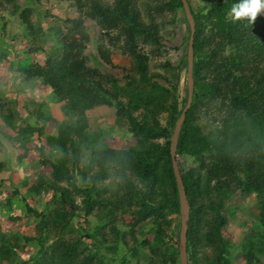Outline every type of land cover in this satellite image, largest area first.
<instances>
[{
    "label": "rangeland",
    "instance_id": "rangeland-1",
    "mask_svg": "<svg viewBox=\"0 0 264 264\" xmlns=\"http://www.w3.org/2000/svg\"><path fill=\"white\" fill-rule=\"evenodd\" d=\"M189 1L203 25L205 52L211 56L203 65L201 82L221 89L220 95L200 100L194 110V125L211 142L216 138L229 141L239 129L248 131L251 142L252 135L264 134L258 128L264 126V119L236 106L231 90L238 89L239 84L229 73L223 74L228 80H221L220 75L229 66L225 65L227 58L236 53L230 46L219 45L221 20L233 19L226 12L228 3ZM96 2L118 16L125 5L133 7L147 33L133 37L122 17L113 22L89 16ZM255 16L256 22L264 26V0ZM75 22H82L89 39L80 56L73 52L71 58L84 60L92 82L103 80L105 88L122 91L113 95L112 104L86 110L84 118L73 115L71 100H59L42 79L28 80L30 72L47 69L59 59L64 39L80 40L82 34L73 29ZM189 46L190 29L184 11L176 8L173 0H0V252L12 248L10 254L6 252V259L0 257V264H172L177 242L180 251L183 214L173 213L169 206L174 198L171 189L159 191L155 205L160 210L144 218L139 192L149 191L150 185L117 163L108 165L105 173L97 160L92 161L85 153L86 147L74 132L77 126L86 125L90 137L103 142L98 143L101 147L122 149L145 138L134 130L148 114L152 115L150 111L164 128L169 127L167 108L135 110L128 103L147 81H143L139 70L140 60L144 59L148 88L155 91V101L171 95L179 79L181 106L189 91L184 63ZM180 65L184 67L179 76ZM254 69L245 70L251 84ZM168 140L167 135L154 136L145 138V145L165 146ZM247 152L237 151L218 162V153L212 151L201 159L187 156L178 162L185 172L197 176L199 231L208 233L215 208L224 206L229 264H264V171L256 170L258 174L251 170L254 163L245 156ZM223 160L227 161L220 164ZM58 168L65 175L61 180L54 174ZM249 182L258 185L263 194L245 193ZM59 188L68 190L75 216L64 204L56 190ZM88 189L95 191L94 205L89 210ZM162 212L163 218L159 215ZM64 217L66 223L61 225ZM155 220L162 222V240L156 239ZM54 221L60 225L55 227ZM253 242L257 246L249 247ZM258 248L260 255L256 254ZM250 252L253 255L249 261L245 254ZM207 254H213L211 247L198 248V264H209L204 260Z\"/></svg>",
    "mask_w": 264,
    "mask_h": 264
},
{
    "label": "trees",
    "instance_id": "trees-1",
    "mask_svg": "<svg viewBox=\"0 0 264 264\" xmlns=\"http://www.w3.org/2000/svg\"><path fill=\"white\" fill-rule=\"evenodd\" d=\"M241 0H226V12H231L233 5L240 3ZM176 8H181L184 11L185 21L190 29V39L192 36V29L188 21L187 15L185 13V8L183 0H173ZM191 13L195 20V34H194V69L193 76L195 82L194 89V100L190 110L187 112V116L182 126V130L179 136L178 148H177V161L180 162L182 158L187 156H194L197 159H201L206 153H211L215 151L218 153V162L222 157L225 159L228 156H233L237 151L248 152L245 156H250V161L254 163L251 170L254 173H259L256 170L264 171V134L251 136V142H248V131L245 129L236 130L230 140H212L206 136L199 133L193 122L195 116L194 110L197 108L198 103L203 97L217 96L221 94V89L218 85L201 82L203 79L202 69L208 58L211 56L205 52L206 38L203 34V25L199 20L195 9L192 7L190 1ZM224 7V5H223ZM217 13H220L218 11ZM134 8H130L125 5L122 8L121 16L116 13H112L106 6L102 5L100 2L95 3L94 10H91L89 16L97 18L102 16V18L108 21L117 22L120 17L125 18L127 21V26L125 29L134 36L138 34L147 33V27L144 25L142 20L136 15ZM224 16V15H223ZM220 23L221 33L219 45L230 46L236 51L235 54L230 55L225 62L227 67L226 71L221 72V80H228L223 74L229 73L235 84H239L238 89L231 90L233 94V103L236 106L245 107L248 109L249 115L253 117H260L264 119V26L256 22V16H242L240 18H234L232 20H221ZM78 32L82 34L80 40L76 38L72 41L63 40V49L59 59H54L52 66L47 69L35 70L33 73H29L28 80L32 77L42 79L49 87L55 92L56 97L59 100H71L70 111L73 115L80 116L84 118L86 110L97 106L112 104L113 95H117L122 91L112 92L111 90L105 88L103 85V80L96 83L92 82L87 74L90 73L89 69L85 66L84 60H79L74 58L79 57L83 52L84 47L88 43L89 37L86 33L82 22H75V28ZM132 38V37H131ZM75 56L71 58L72 53ZM238 52L242 53L237 54ZM105 55V54H104ZM186 71L188 72V60H185ZM261 65V69L260 66ZM255 67L253 70L254 83L251 84L249 74L245 73V70L249 67ZM184 67V66H183ZM181 65L177 68L178 74L180 76L182 68ZM140 74L143 78V89L137 90L136 98L130 99L128 106L138 110L141 107H145L150 110L156 106L160 109L167 108L170 112V123L169 127L164 128L158 119L155 117L153 111L152 115H147L144 118V122L138 124L135 133L142 135L145 138H151L154 136L167 135L169 140L165 146L154 145L152 147H147L145 144V138H140L138 144L134 146H128L122 149H116L108 145L101 147L98 143L103 144L99 138H91L90 134L87 132V126H77L74 133L79 136L80 142L86 147L85 153L89 154L91 160H97L98 166L107 172L108 165L113 163L119 164V166L124 169H131L140 178V181L144 184L150 185V190L147 192H139V196L142 202V213H144V218L152 216L156 211L160 209L156 207V199L160 190L167 191L168 188L171 189L174 198L169 201V206L173 210V213L181 215V201L179 198V185L175 175V170L173 166V158L171 153V141L175 133L176 124L182 115L184 109L187 106L189 91L187 97L184 99V103L180 106L178 100V88L179 79L177 84L174 85L173 92L171 95L163 97L160 102L155 101L154 95L155 91L148 88V74L147 66L144 59L140 60L139 66ZM237 72L241 73V75ZM180 78V77H179ZM146 94V95H145ZM141 97V98H139ZM264 126L260 125L258 128L264 132ZM255 137V138H254ZM262 138V139H260ZM256 139V140H253ZM253 140V141H252ZM252 146V148H250ZM254 147V149H253ZM239 157V156H235ZM246 159V157H245ZM227 160H223L226 162ZM248 162V159H246ZM180 172L184 182V186L187 193V198L190 204V220L188 223V233H187V258L188 264H198L199 258L197 256L198 248L206 247L212 248V255L207 254L206 260L209 264H229V257L226 255L228 252L227 244L224 239V229L227 227L226 219L223 214L224 206L218 205L214 210V217L209 223V232L203 233L202 230L199 231V226L197 228L196 220L198 209L195 205L196 195L200 193V186L197 183V176L185 172L179 163ZM54 174L57 179H63L65 177L64 173L58 169H54ZM200 174V173H196ZM252 182V181H251ZM260 185V184H259ZM246 192H260L258 185L254 186L250 182L245 184ZM264 191V187L262 188ZM62 197L64 204L70 209L73 216L76 215L72 203L68 196V190L64 188L56 189ZM67 190V191H66ZM244 190V191H245ZM88 193L87 210L91 209L94 205V192L91 189L86 191ZM261 207H262V221L264 222V195H261ZM28 210L34 212L30 206ZM141 213V212H140ZM162 218L165 217L163 212L159 214ZM46 216V215H45ZM47 217V216H46ZM45 217V218H46ZM66 217L61 221V225ZM166 220V218H164ZM167 221V220H166ZM66 223V222H64ZM63 223V224H64ZM60 222L54 221L53 225L57 227ZM153 228L155 229L156 239L162 240L164 237V230L162 227V222L155 220ZM199 235H198V234ZM208 239V241H207ZM174 248L171 256L172 264H181L180 262V251L179 246ZM203 244V245H202ZM257 246V244L251 243L249 247ZM11 246L1 249L0 257L3 260L6 252L10 254ZM3 250L5 252H3ZM3 252V253H2ZM252 252V251H251ZM245 254V257L250 261L252 258V253ZM261 248L256 249V254H261ZM251 254V255H250ZM164 262H168V254L164 251L163 253ZM1 263V261H0Z\"/></svg>",
    "mask_w": 264,
    "mask_h": 264
},
{
    "label": "water",
    "instance_id": "water-1",
    "mask_svg": "<svg viewBox=\"0 0 264 264\" xmlns=\"http://www.w3.org/2000/svg\"><path fill=\"white\" fill-rule=\"evenodd\" d=\"M185 13L187 15L188 21L190 23L191 29H192V36L190 39V46H189V56H188V83H189V97L187 106L184 109L182 115L180 116L177 124L175 133L173 135L172 143H171V153L173 158V166L175 170V175L178 181L179 189H180V200H181V211L183 214V226H182V232H181V240H180V252H181V264H188V258H187V233H188V223L190 220V204L187 198L186 189L184 186V182L182 179V175L180 172L179 164L177 161V148H178V142H179V136L180 132L182 130L183 123L185 121V118L187 116V112L190 110L193 100H194V89H195V82H194V76H193V69H194V34H195V20L194 16L191 13L190 5L188 3V0H183Z\"/></svg>",
    "mask_w": 264,
    "mask_h": 264
},
{
    "label": "clouds",
    "instance_id": "clouds-1",
    "mask_svg": "<svg viewBox=\"0 0 264 264\" xmlns=\"http://www.w3.org/2000/svg\"><path fill=\"white\" fill-rule=\"evenodd\" d=\"M261 2L262 0H241L240 3L233 5L230 15H233L234 18H240L245 15L255 17L261 7Z\"/></svg>",
    "mask_w": 264,
    "mask_h": 264
}]
</instances>
